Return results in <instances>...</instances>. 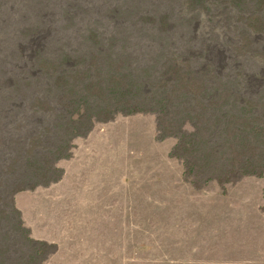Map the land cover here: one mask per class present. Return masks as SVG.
Masks as SVG:
<instances>
[{
    "label": "rangeland",
    "instance_id": "obj_1",
    "mask_svg": "<svg viewBox=\"0 0 264 264\" xmlns=\"http://www.w3.org/2000/svg\"><path fill=\"white\" fill-rule=\"evenodd\" d=\"M0 151V264H264V0H0Z\"/></svg>",
    "mask_w": 264,
    "mask_h": 264
},
{
    "label": "bare ground",
    "instance_id": "obj_2",
    "mask_svg": "<svg viewBox=\"0 0 264 264\" xmlns=\"http://www.w3.org/2000/svg\"><path fill=\"white\" fill-rule=\"evenodd\" d=\"M198 1V0H197ZM239 1V0H238ZM220 2V1H219ZM197 3V2H196ZM202 3V2H201ZM234 4V3H233ZM125 13V12H124ZM169 18V17H168ZM257 36V35H256ZM44 47V45H32V49L30 50V52H29V55L26 57V58H28V60H26V62H27V64H29V66H28V69L26 70V72L27 73H29V75H30V77L31 78H34L35 80V83L36 84H39V83H41L42 84V82L40 81V80H44L45 81V85H46V87L45 88H49L48 87V83H50V78H51V76L49 77L47 74H46V72L47 71H45V70H48L47 68H45L44 66H43V64H45V66L47 65V62H45V61H40L39 62V64H37L36 63V58H37V56L41 53V50H44V49H42ZM43 52V51H42ZM43 55V54H42ZM41 56V55H40ZM42 58V57H41ZM66 55H64V57H63V61H65L66 60ZM185 59V58H184ZM220 61V60H219ZM29 62V63H28ZM223 63H224V61H223ZM60 64H62V62H60ZM66 64V63H65ZM64 65V64H63ZM240 65V64H239ZM26 66V65H25ZM61 66V65H60ZM152 67V66H151ZM24 68V67H23ZM73 68V67H72ZM221 68V67H220ZM169 69V68H168ZM64 70V69H63ZM174 70V69H173ZM184 72V71H183ZM216 75H217V80L218 81H221V76H222V71H217L216 72ZM40 76V77H39ZM5 77V76H4ZM43 77H44V79H43ZM162 77V76H161ZM67 78V77H66ZM29 79V78H28ZM28 79H23V81H24V84L25 85H30V81H28ZM150 79V78H149ZM155 79V78H154ZM83 80V79H82ZM166 80V79H165ZM253 80H256V79H253ZM9 82H8V84L9 85H7V86H9V87H11V86H14V85H16L17 83H15V82H11V80H8ZM15 81V80H14ZM149 81V80H148ZM218 81H213V85H216L217 84V82ZM79 82V81H78ZM220 83V82H219ZM251 83L252 82H248L247 84L248 85H251ZM258 83V82H257ZM5 84H7V83H5ZM51 84V83H50ZM167 84V83H166ZM171 84V83H170ZM255 84V83H254ZM60 85V84H59ZM178 85V82H175L174 83V85H173V87L175 88L176 86ZM247 85V86H248ZM142 86V85H141ZM62 87V86H61ZM165 87L166 86H163V92H166V90H165ZM14 88V87H13ZM142 88V87H141ZM43 89V88H42ZM138 89H139V87H138ZM147 89H149V88H147ZM119 90H121V89H119ZM160 90V89H159ZM211 90V89H210ZM51 91V90H50ZM152 91V90H151ZM257 92V91H256ZM154 93V92H153ZM214 93H216V95H218V89H215L214 90ZM11 94V93H10ZM159 94V93H158ZM164 94V93H163ZM182 94V93H181ZM134 95V94H133ZM208 95V94H207ZM6 96H7V94H6ZM240 96V95H239ZM19 97V96H18ZM82 97V96H81ZM184 97V96H183ZM8 98H11V97H8ZM79 98V97H78ZM82 98H85V97H82ZM138 98V97H137ZM152 98V97H151ZM161 98V97H160ZM166 98V97H165ZM5 99V98H4ZM60 99V101L58 100L57 101V105L59 106V108H61L62 110H65L66 108H67V104H66V102H65V98L64 97H61V98H59ZM130 99V98H129ZM75 100V99H74ZM125 100V99H124ZM151 100V99H150ZM149 100V101H150ZM159 100V99H158ZM164 100V99H163ZM12 101V100H11ZM177 102V101H176ZM181 102V101H180ZM145 103V102H144ZM75 104H76V102H75ZM154 104H156V103H154ZM260 104V103H259ZM187 105V104H186ZM223 105V104H222ZM221 105V106H222ZM11 106V105H10ZM14 106V105H13ZM20 106V105H19ZM80 106L81 105H78V109L80 108ZM185 106V105H184ZM158 107V106H157ZM161 107V106H160ZM223 107V106H222ZM222 107H220V108H218V111L219 112H221V108ZM240 107H241V105H240ZM162 108H163V106H162ZM225 108V107H224ZM253 108V107H252ZM77 109V108H76ZM157 110V109H156ZM194 110V109H193ZM201 110H203L202 108H201ZM8 112H9V109H8ZM79 112V111H78ZM77 112V113H78ZM130 112H132V111H130ZM156 112V111H155ZM162 112V111H161ZM250 112V111H249ZM248 112V113H249ZM157 113V112H156ZM183 113H185V112H183ZM190 113V112H189ZM239 113V112H238ZM9 114V113H8ZM7 114V115H8ZM188 114V113H187ZM206 114L207 113H203L202 115H204L205 116V119H206ZM244 114V113H243ZM162 115V114H161ZM179 115V114H178ZM225 115H226V113H225ZM225 115H224V112H222V114L220 115V117H216V119H215V127L217 128L220 124L222 125V123L223 122H225ZM233 115V114H232ZM255 115V114H254ZM262 115V114H261ZM184 116H187L189 119H182V121L185 123H187L188 122V124L191 122L193 125H195V122H194V118L193 117H191V116H189V115H184ZM208 116H209V118H212L214 115L212 114V113H208ZM85 117V116H84ZM203 117V116H202ZM241 117V116H240ZM9 118V117H8ZM235 118V117H234ZM4 119V118H3ZM48 119V118H47ZM228 119V118H227ZM250 119V118H249ZM35 120V119H34ZM10 121V120H9ZM175 121V120H174ZM6 122V121H5ZM65 122V121H64ZM4 123V122H3ZM182 123V122H181ZM204 123H205V125H207V124H209V126L211 125V120H207V121H204ZM177 125H178V123H177ZM197 125V124H196ZM255 125V124H254ZM5 126V125H4ZM63 124H60L59 125V128L61 129V128H63ZM257 126V125H256ZM178 127V126H177ZM233 127H235V126H233ZM253 127V126H252ZM176 128V127H175ZM180 128V127H179ZM73 129L74 130H76L74 127H73ZM198 129V128H197ZM242 129V128H241ZM245 129V128H244ZM243 129V130H244ZM249 129V128H248ZM257 129V128H256ZM181 131V130H180ZM214 131V130H213ZM242 131V130H241ZM77 132V131H76ZM244 132V131H243ZM191 133H193V132H191ZM213 133V132H212ZM240 133V132H239ZM253 133H254V131H253ZM258 133V132H257ZM176 134V133H175ZM31 135V134H30ZM34 135V134H33ZM199 135V134H198ZM209 135H211V134H209ZM78 136V135H77ZM178 136V135H177ZM200 136V135H199ZM250 136H252V135H250ZM4 137V136H3ZM194 137H197V135L196 134H190V135H188V134H186V133H182L181 135H180V138H179V144H180V142H181V140L182 139H187V138H189V140L188 141H183L181 144V149L180 150H182V152L183 153H185V152H187L189 149H187L186 148V146H190V151H191V153H193V152H197V150L199 149V148H201V147H204V146H207V149L201 154V158H200V160H203L204 161V164L202 165V166H198V165H195V163H194V165H192V166H190L189 167V170L190 171H192L193 170V168L195 167L196 169H198V170H206V169H208V168H212V170H217L216 168H218V167H222L224 170H227V171H225L226 172V174H229V175H232V174H236L237 172H239L240 171V167H235L234 165H230L229 167H226L225 165H224V161H230L231 162V160H229V159H227V158H225L224 157V149H225V147H229V146H231V143L230 142H226L225 141V143H223V144H219L218 142H211L210 143V141L207 139V138H205L204 140H201V139H198L197 141H195L194 140ZM35 136H33L32 137V139H31V141H33V143H34V140H35ZM214 138V137H213ZM238 138H239V136H238ZM4 139V138H3ZM59 140H60V138H58ZM216 139V138H215ZM226 139V138H225ZM241 139V138H240ZM58 140V142H60ZM26 141H28V138L27 139H25V140H22L21 141V143H19L20 145L22 144V143H25ZM215 141V140H214ZM19 142V141H18ZM68 142V141H67ZM2 143V142H1ZM27 143V142H26ZM244 144V143H243ZM255 144V143H254ZM14 145V144H13ZM60 145V144H59ZM259 145V144H258ZM2 146V145H1ZM56 146V145H55ZM63 146H64V144H63ZM10 147V146H9ZM27 147V146H26ZM37 147V146H36ZM5 148H6V146H5ZM17 148V147H16ZM35 148V147H34ZM57 148V147H56ZM178 148H179V146H178ZM7 149V148H6ZM14 150V149H13ZM16 150V149H15ZM8 151V150H7ZM1 152V151H0ZM12 152V151H11ZM22 152H23V150H22ZM34 152V151H33ZM6 153V152H5ZM14 153H16V152H14ZM19 153V152H18ZM43 153V152H42ZM45 153V152H44ZM11 154V153H10ZM31 154V153H30ZM4 155V154H3ZM17 155V154H16ZM22 156H23V154H21ZM26 155H24V157H25ZM192 156V155H191ZM66 157H68V155H65L64 157L62 156H60L59 158H66ZM2 158V157H1ZM23 158V157H22ZM3 159V158H2ZM6 159V158H5ZM18 159V158H17ZM20 159V158H19ZM38 159V158H37ZM39 160V159H38ZM57 160H58V157H57ZM7 162H9L8 160H6ZM5 161V163H7ZM247 161V160H246ZM186 162V161H185ZM249 162V161H248ZM37 163V161H33V160H31L30 158H26L25 160H24V162H23V168H25V170L23 171V172H18L17 170H16V168L14 169V166L16 165V159H14V160H11L10 161V163L7 165V167H6V170H10V173H11V175H13V174H19L20 175V179H17V180H19L20 181V183L22 182V180H24L25 178H27V176L29 175V172L28 171H30L31 169H32V171H31V174H32V176H34L35 175V173H34V168H36V169H40V168H42L41 166V164L40 165H38L37 167H34V165ZM44 163V162H43ZM46 163V162H45ZM44 163V164H45ZM251 163V162H250ZM1 164H2V162H1ZM18 164H19V161H18ZM200 164V163H199ZM249 164V163H248ZM247 165V164H246ZM40 166V167H39ZM39 167V168H38ZM47 167V166H46ZM258 167V166H257ZM51 168V167H50ZM53 168V167H52ZM51 168V169H52ZM21 169V168H20ZM46 169V168H45ZM49 169V168H48ZM55 169V168H54ZM53 169V170H54ZM244 169V168H243ZM59 171V170H58ZM208 171V170H207ZM40 172V171H39ZM50 172V171H49ZM52 172V171H51ZM199 172V171H198ZM250 172V171H249ZM221 173H222V171H221ZM2 174V173H1ZM5 174V173H4ZM223 174V173H222ZM250 174V173H249ZM7 175V174H6ZM9 175V174H8ZM209 175V174H208ZM10 176V175H9ZM58 176V175H57ZM61 176V175H60ZM59 176V177H60ZM5 177V176H4ZM58 178V177H57ZM16 180V181H17ZM31 180V179H30ZM49 180H51V179H49ZM5 181V180H4ZM15 181V182H16ZM48 180H46L45 182H47ZM56 181V180H55ZM24 182V181H23ZM27 182H29V181H27ZM34 182V181H33ZM49 183V182H48ZM34 186V185H33ZM25 187V186H24ZM27 188V187H26ZM25 189V188H24Z\"/></svg>",
    "mask_w": 264,
    "mask_h": 264
}]
</instances>
